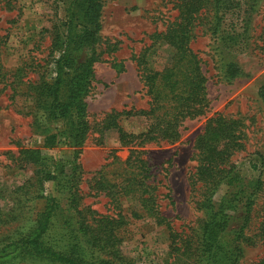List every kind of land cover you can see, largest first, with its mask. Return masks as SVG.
Listing matches in <instances>:
<instances>
[{
  "label": "trees",
  "instance_id": "16d2710c",
  "mask_svg": "<svg viewBox=\"0 0 264 264\" xmlns=\"http://www.w3.org/2000/svg\"><path fill=\"white\" fill-rule=\"evenodd\" d=\"M61 1L64 18L54 25L50 45L53 74H43L27 85L33 104V129L41 137L40 145L22 148L18 156L19 161L33 166L25 184L33 188L34 198L43 202L35 212L20 209L14 214L15 224L0 236V264H112L104 250L120 242V227L126 223L118 209L113 215H102L93 226L88 224L77 208L78 164L43 152L63 145L72 148L76 156L87 139V97L94 78L93 64L100 56L97 45L102 0ZM261 1L173 0L177 17L160 33L173 49L169 61L162 69L153 70L143 55L135 59L146 107L111 111L100 129L101 133L115 129L119 144L130 147L119 164L122 170L115 173L120 181L107 179L108 173L102 170L95 180L97 188L117 202L115 208L120 207V197L131 196L140 207L131 211L132 218L153 216L158 223L166 220L158 209L157 186L149 181L147 160L139 148L151 142H177L184 123L209 109L202 60L191 48L198 21L208 14L211 50L223 78L233 80L244 74L237 55L250 48V24ZM7 4L13 8L10 0ZM260 49L264 54V27ZM258 96L264 105V80L258 86ZM136 115L145 118L146 129L140 133L125 131L120 119ZM242 128L239 119L215 113L193 139L194 175L202 185L198 208L203 212L197 245L191 253L193 264H234L242 252L251 209L264 185L261 175H254L256 161H250L249 176L235 161V155L244 150ZM255 156L264 158L260 152ZM116 160L114 157L107 165ZM47 183L53 184L52 195L45 193ZM220 190L223 192L216 199ZM166 224L170 237H178Z\"/></svg>",
  "mask_w": 264,
  "mask_h": 264
},
{
  "label": "rangeland",
  "instance_id": "374dc122",
  "mask_svg": "<svg viewBox=\"0 0 264 264\" xmlns=\"http://www.w3.org/2000/svg\"><path fill=\"white\" fill-rule=\"evenodd\" d=\"M173 4V0H102L97 45L100 56L93 64L94 78L87 97V139L76 156L72 148L63 145L43 150L78 164L77 208L88 224L93 226L102 215L119 210L124 216L120 242L104 250L112 264H193L191 253L203 218L198 208L202 185L194 175L193 139L213 114L222 113L242 122L244 150L235 155V161L247 176L250 161H256L254 175H261L264 181V158L255 156L260 152L264 157V105L258 96V86L264 80V54L260 49L263 0L250 24V48L237 55L244 74L233 80L223 78L211 50L208 14L198 21L191 48L202 60L209 109L184 123L177 142H151L139 148L144 151L141 157L147 160L149 181L157 186L158 209L166 220L158 223L153 216L132 218L131 211L140 209L134 198L120 197V207L115 208L117 202L97 188L95 180L101 170L108 173L107 179L120 181L115 173L122 170L119 164L130 149L119 144L115 129L100 132L104 117L131 106L146 107L135 59L143 55L153 70L162 69L169 61L173 49L160 33L177 17ZM10 5L13 8L7 0H0V236L15 224L13 217L20 209L35 212L43 202L34 198L33 188L25 184L33 174V166L22 163L18 156L22 148L40 145L41 137L33 129V104L27 85L43 74H53L52 29L65 13L61 0H10ZM19 67L21 72L17 73ZM120 125L127 132L140 133L146 129V120L140 115L122 117ZM114 157L117 160L107 165ZM45 186V193L52 195L53 184ZM222 192L218 191L215 198ZM257 196L244 232L242 252L234 264H264V185ZM166 222L179 238L190 243L170 237Z\"/></svg>",
  "mask_w": 264,
  "mask_h": 264
}]
</instances>
